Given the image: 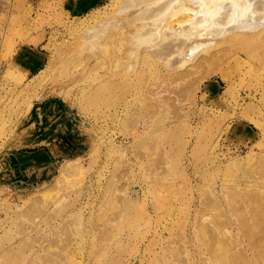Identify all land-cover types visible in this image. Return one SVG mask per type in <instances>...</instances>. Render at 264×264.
Instances as JSON below:
<instances>
[{
	"label": "rangeland",
	"instance_id": "1",
	"mask_svg": "<svg viewBox=\"0 0 264 264\" xmlns=\"http://www.w3.org/2000/svg\"><path fill=\"white\" fill-rule=\"evenodd\" d=\"M122 2L0 0V158L52 162L0 176V264H264V40L125 72ZM106 19L96 56L82 37Z\"/></svg>",
	"mask_w": 264,
	"mask_h": 264
},
{
	"label": "bare ground",
	"instance_id": "2",
	"mask_svg": "<svg viewBox=\"0 0 264 264\" xmlns=\"http://www.w3.org/2000/svg\"><path fill=\"white\" fill-rule=\"evenodd\" d=\"M184 1L123 0L117 14L140 7L133 17L138 21L136 26L130 33L122 35H126L134 46L133 56L125 63V72L137 68L138 59L143 54L154 59L163 57L165 62H186L191 53L201 50L197 49L199 46L208 47L209 43L222 37L264 40V0ZM179 12L182 15L173 19ZM116 25L115 19H106L86 30L82 37L85 40L82 48L94 51L96 56L109 49L113 45L111 42L120 37L117 36L118 32L112 34L104 44L100 41L107 30ZM165 26L168 28L163 29ZM174 55H178V60L174 58L175 62L172 60Z\"/></svg>",
	"mask_w": 264,
	"mask_h": 264
},
{
	"label": "crops",
	"instance_id": "3",
	"mask_svg": "<svg viewBox=\"0 0 264 264\" xmlns=\"http://www.w3.org/2000/svg\"><path fill=\"white\" fill-rule=\"evenodd\" d=\"M100 1L92 0L93 4ZM37 156L42 157L43 161L34 162ZM0 160V176L6 177L11 183H17V185L23 183L30 185L38 180H45L49 177L52 165L50 154L45 148L35 151L11 152Z\"/></svg>",
	"mask_w": 264,
	"mask_h": 264
},
{
	"label": "built area",
	"instance_id": "4",
	"mask_svg": "<svg viewBox=\"0 0 264 264\" xmlns=\"http://www.w3.org/2000/svg\"><path fill=\"white\" fill-rule=\"evenodd\" d=\"M1 196H2V193H1V191H0V215H1V205H2V199H1Z\"/></svg>",
	"mask_w": 264,
	"mask_h": 264
}]
</instances>
